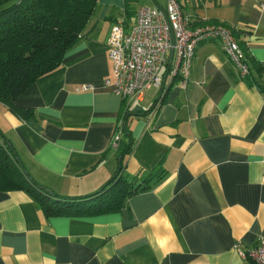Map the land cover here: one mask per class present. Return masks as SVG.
<instances>
[{
	"label": "crops",
	"instance_id": "0c3cea01",
	"mask_svg": "<svg viewBox=\"0 0 264 264\" xmlns=\"http://www.w3.org/2000/svg\"><path fill=\"white\" fill-rule=\"evenodd\" d=\"M177 1L192 25L234 28L250 73L242 78L218 41L202 42L186 86L174 78L160 99L153 89L130 100L121 127L123 100L104 85L106 42L112 24L130 28L136 15L125 0H97L61 65L15 100L28 117L0 102V145L12 146L39 197L78 207L95 204L82 198L120 165L137 183L156 166L164 176L115 211L78 216L46 215L27 191H1L0 264H248L264 240V0Z\"/></svg>",
	"mask_w": 264,
	"mask_h": 264
},
{
	"label": "trees",
	"instance_id": "16d2710c",
	"mask_svg": "<svg viewBox=\"0 0 264 264\" xmlns=\"http://www.w3.org/2000/svg\"><path fill=\"white\" fill-rule=\"evenodd\" d=\"M125 1L126 13L135 12L136 15L139 0ZM96 3L97 0H0V102L9 110L20 118L28 117L29 109L18 107L15 100L37 78L61 65L66 52L78 41ZM231 30L235 36V29ZM250 70L249 67V73ZM122 100L121 127L129 105L126 99ZM143 174L138 183V177L129 180L120 165L115 176L103 188L82 198L97 202L78 207L66 204L64 199L52 198L53 193L39 197L42 189L25 171L12 146L9 143L0 145V192L25 190L39 201L46 215L78 216L115 211L130 195L149 188L151 183L164 176L158 166ZM247 260L248 264H257L250 257Z\"/></svg>",
	"mask_w": 264,
	"mask_h": 264
},
{
	"label": "built area",
	"instance_id": "2783aa9c",
	"mask_svg": "<svg viewBox=\"0 0 264 264\" xmlns=\"http://www.w3.org/2000/svg\"><path fill=\"white\" fill-rule=\"evenodd\" d=\"M264 9V3L260 4ZM216 40L239 75L249 74L243 49L231 28L221 24L192 25L183 15L177 0H167L164 8L140 5L134 24L125 28L121 23L112 24L107 38V53L112 64V78L104 85L129 103L147 90L154 89L162 95L166 81L174 78L186 86L195 48L202 42ZM90 89L91 85H83ZM157 102L152 110L155 114ZM120 130L111 137L110 145L117 147ZM257 264H264V240L247 253Z\"/></svg>",
	"mask_w": 264,
	"mask_h": 264
},
{
	"label": "rangeland",
	"instance_id": "374dc122",
	"mask_svg": "<svg viewBox=\"0 0 264 264\" xmlns=\"http://www.w3.org/2000/svg\"><path fill=\"white\" fill-rule=\"evenodd\" d=\"M140 2H142L143 0H139ZM153 89L149 90L148 92H151Z\"/></svg>",
	"mask_w": 264,
	"mask_h": 264
}]
</instances>
